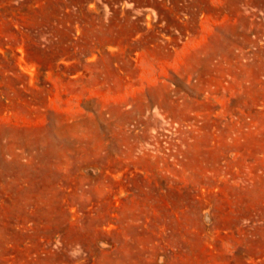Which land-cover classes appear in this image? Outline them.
<instances>
[{
  "label": "rangeland",
  "instance_id": "rangeland-1",
  "mask_svg": "<svg viewBox=\"0 0 264 264\" xmlns=\"http://www.w3.org/2000/svg\"><path fill=\"white\" fill-rule=\"evenodd\" d=\"M0 264H264V0H0Z\"/></svg>",
  "mask_w": 264,
  "mask_h": 264
}]
</instances>
